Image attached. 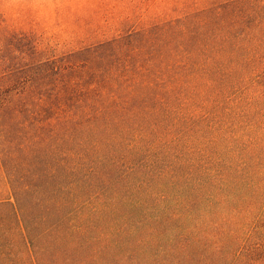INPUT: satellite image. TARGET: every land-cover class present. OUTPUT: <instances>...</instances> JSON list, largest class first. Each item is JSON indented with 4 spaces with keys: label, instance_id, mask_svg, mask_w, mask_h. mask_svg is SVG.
<instances>
[{
    "label": "trees",
    "instance_id": "1",
    "mask_svg": "<svg viewBox=\"0 0 264 264\" xmlns=\"http://www.w3.org/2000/svg\"><path fill=\"white\" fill-rule=\"evenodd\" d=\"M0 13V264H264V0Z\"/></svg>",
    "mask_w": 264,
    "mask_h": 264
},
{
    "label": "rangeland",
    "instance_id": "2",
    "mask_svg": "<svg viewBox=\"0 0 264 264\" xmlns=\"http://www.w3.org/2000/svg\"><path fill=\"white\" fill-rule=\"evenodd\" d=\"M60 6L56 0H0V13L20 27L38 28L47 41L71 45L75 40L68 32V14Z\"/></svg>",
    "mask_w": 264,
    "mask_h": 264
}]
</instances>
